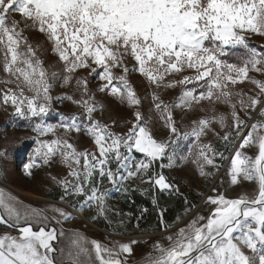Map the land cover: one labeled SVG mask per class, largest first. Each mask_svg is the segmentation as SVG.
<instances>
[{
  "label": "snow or ice",
  "instance_id": "6c2138e0",
  "mask_svg": "<svg viewBox=\"0 0 264 264\" xmlns=\"http://www.w3.org/2000/svg\"><path fill=\"white\" fill-rule=\"evenodd\" d=\"M10 14H19L25 20V27L38 25V30L52 41L53 51L64 62L66 72L74 73L92 65L96 66L91 69L93 73L96 68L102 69L99 78L106 83L98 91L110 89L111 95L126 100L129 106L140 104L123 63L129 55L139 65V73L158 87L163 83L173 88L192 81L207 85V92L198 96L193 91H184L175 107H191L193 102L199 104L202 100L227 104L232 110L234 133L225 131L222 137L219 133L216 135L227 144L239 142L230 158L231 184H238V178L242 177L257 185L256 194L254 198L242 195L235 199H228L223 193L209 196L206 203L215 205L211 213L207 217L197 216L174 236H168L167 247L157 241L153 245L156 255L150 253L147 264H264V81L249 75L250 72L264 75V51L250 47L246 38L252 34L264 37V0H0V50L5 54L4 70L20 82L17 83L18 94L9 89L4 103L11 102L15 114L20 117L39 119L32 128L37 133L36 147L29 162L23 165V172L32 178L33 169L50 166L59 155L61 163L69 169L68 176L74 180H57L54 176L52 179L63 186L66 193L87 195L86 185H91L97 173L111 184L137 176L143 180L153 162L167 155L168 142L154 138L140 111L133 112L135 120L129 121L131 127L127 133L119 135L111 132L109 125L91 119L98 106L91 103L92 97L76 100L70 95L64 99L80 105L88 114L90 126L84 132L92 138L99 156L88 150L78 151L67 138L40 139L49 133L55 135L57 128L65 133H79L82 129L75 115L64 117L70 123L44 122L52 100L49 74L31 45H27L26 53H21L20 21L13 16L9 23ZM24 42L27 44L26 40ZM235 46L246 50V58L239 65L221 59L226 49ZM115 68H122L124 75L115 76ZM186 69L194 75H183L181 79L164 83L166 76L183 73ZM51 75L55 77L56 73ZM70 80L71 76H67L64 83ZM245 80L259 91L248 95L230 87ZM76 84L82 86L87 95L88 81L81 78ZM25 88L34 95H26ZM234 96L239 98L236 102H233ZM153 100L159 101L154 105L156 110L166 114L161 115V119L169 132L179 136L169 106L159 96L153 95ZM237 103L239 111L249 120L256 112L260 119L249 127L237 111ZM225 120L220 115L194 121L197 127L190 134L199 141L206 135V129L214 131L210 128L213 121L221 129L226 128ZM188 135L185 133V138ZM197 147L199 153L193 163L197 164L201 176H210L212 173L205 171V165L218 167L215 157H225L211 144H198ZM252 147L257 149L254 157L242 151ZM133 150L143 154L145 159L129 164ZM167 159L168 164L161 167L172 166L173 157L167 156ZM113 160L117 164L116 171L109 167ZM121 168L127 175L120 174ZM152 181L153 177H149L148 182ZM154 184L161 190L172 187L162 174L154 178ZM106 195L98 187H91L88 201L97 205L99 214L105 210ZM14 201V197L0 190V209L20 233L18 237L0 235V264H127L119 255H131L130 244H119L117 252L98 241L89 242L76 236L67 250H57L51 243L57 239L56 230L46 228L49 217L33 208L21 210ZM52 210L63 220L71 218L63 209ZM2 222L5 221L0 215ZM34 222L38 230H34ZM161 225L168 227L162 218ZM60 235H64L62 230ZM89 243L91 249L87 247ZM245 248L251 255L245 253ZM57 251L59 258L55 255Z\"/></svg>",
  "mask_w": 264,
  "mask_h": 264
},
{
  "label": "rangeland",
  "instance_id": "374dc122",
  "mask_svg": "<svg viewBox=\"0 0 264 264\" xmlns=\"http://www.w3.org/2000/svg\"><path fill=\"white\" fill-rule=\"evenodd\" d=\"M13 16L20 21L18 31L22 29L21 53H26L27 45H31L32 49L35 50L36 57L43 62L42 66L49 74V81L52 85L49 95L52 100L51 109L44 116V122L52 125H58L62 122L70 123L71 121H65L64 117L75 115L77 123L82 129L79 133H65L62 128H57L55 135L49 133L47 136L39 137L40 139L67 138L78 151L88 150L99 156L92 138L84 132V129L90 126L88 114L80 105L64 99L65 96L70 95L76 100L92 97L91 103L98 106L96 111L92 113L91 119L109 125V130L119 135L127 133L128 128L131 127L129 121L135 120L133 112L140 111L154 138L158 141H166L169 145L167 155L161 160L153 162L152 167L143 176V180L140 176H137L111 184L106 177L101 178L97 173L91 181V185H86L87 195L66 193L64 187L52 179L54 176L57 180H74L73 177L68 176L69 169L61 163L59 155L53 159L50 166L42 165L40 168L33 169V177L29 178L23 172V165L29 162L33 155V149L36 147L35 138L37 133L32 131V128L39 122V119L20 117L15 114L11 102L4 103V95L9 89L18 94L17 83L20 82L4 70L5 54L3 50H0V190L4 191L6 195L14 197L16 207L21 210L25 207L33 208L41 210L43 215L49 217L48 221L45 222L46 228L47 230L52 228L56 230L57 239L51 243L57 250L61 248L67 250L73 238L82 236L86 241H98L101 245L110 249L114 248L117 252H119V244H130L132 254L121 253L119 259H126L127 264H147L149 254L156 255L153 251V245L157 241L167 247L169 245L168 236H174L180 228L186 227L197 216L207 217L211 213L215 205L206 203L209 196L215 197L218 193H223L228 199L239 198L242 195L254 198L257 190V185L254 182L239 177L238 184H231V176L228 174L231 159L226 165L225 161L234 144H227L216 135V133H219V136L222 137L225 131L234 133L231 108L227 104L219 102L214 104L209 100H202L199 104L193 102L191 107H175L176 104L180 103L184 91H193L197 96L201 92L206 93L207 85L204 82L192 81L184 85H176L173 88L165 87L162 83L158 87L151 84L145 76L139 73V65L129 55L124 58L123 63L128 68L127 79L140 100L138 106H129L126 100L122 101L111 95L110 89L105 92L98 91L99 87L106 83V81H101L99 78L102 69L96 68V72L93 73L91 69L96 66L92 65L90 68H79L74 73L66 72L64 62L60 61L59 56L53 51L52 41L48 39L45 33L38 30V25L25 27V20L19 14H10L9 23ZM27 23L30 24L31 22ZM246 38L250 47L256 48L257 51H264V37L252 34ZM25 40L27 44H25ZM245 58L246 50L242 46L226 49V55L221 57L226 62L237 65L242 64ZM52 73H56L55 77H52ZM113 74L120 76L124 75V72L122 68H115ZM183 75L192 76L194 72L186 69L183 73L166 76L164 83L181 79ZM249 75L264 81V75L255 72H250ZM67 76H71V80L68 84H65L64 79ZM81 78L88 81L87 95L83 93L82 86L78 87L76 84V80ZM114 83L119 84L118 81H114ZM230 87L235 92H243L248 95H254L259 91L254 84L247 80ZM25 94L28 96L34 95V93L28 92L26 88ZM153 95L159 96L160 100L169 106L179 136L172 135L165 126V121L161 119V115L166 114L156 110L154 105L159 101H154ZM238 99L234 96L233 102ZM239 109L240 106L237 103V111L248 124L250 120ZM220 115L226 118V128L221 129L220 125L213 121L210 128L214 131L206 129V135H202L199 141L190 134L192 129L197 127L193 123L194 121L198 122L200 119H211L213 116ZM257 119H260L259 115L255 118V120ZM185 133H189L187 138L184 136ZM172 141H175V143H172ZM198 144H211L217 152L223 153L225 157L224 159H221L220 156L215 157V164L218 167L205 165V171L212 173L210 176H201L197 164L193 163L199 153ZM242 151L245 155L254 157L257 149L252 147L245 148ZM209 155L212 154L209 153ZM131 156L132 159L129 164H135L145 159L143 154L135 150H133ZM167 156L173 157L172 166L161 167V165L168 164ZM109 167L116 171L117 164L115 160ZM133 170L135 169L133 168ZM120 174L127 175V172L121 168ZM161 174L165 176L166 182L172 186L171 189L161 190L158 185L154 184V178ZM149 177H153L151 183L148 182ZM5 183L43 199L23 196L8 188ZM92 186L98 187L100 192H106L107 194L103 214H99V209L94 202L88 201ZM213 189L216 191L214 192ZM206 191L207 194L203 201L193 211ZM159 199H163L167 204L170 203V200H174L173 202L176 203L172 206L168 215V217H174L172 222H168L164 216L165 206L159 203ZM154 200L155 203H153ZM195 200L196 203H194ZM191 205L192 207H190ZM53 208L63 209L65 213L71 214V218L63 220L58 213L52 210ZM73 210L81 211L84 218L95 224L99 229L90 226L83 218L74 215ZM0 215L3 216L5 221L0 223V235L8 234L18 237L20 233L15 227L11 226L14 222L8 220L3 209H0ZM161 218L164 224L168 226L167 228L178 225L158 236L128 238L129 236L166 230L167 228L161 225ZM58 220L59 223H57ZM33 228L38 230L35 222ZM61 230L64 233L63 236L60 235ZM133 240L139 242L131 244L130 242ZM87 247L91 249V244H87ZM243 250L246 254L251 255L250 250L246 248ZM55 255L59 258V251Z\"/></svg>",
  "mask_w": 264,
  "mask_h": 264
},
{
  "label": "bare ground",
  "instance_id": "6f19581e",
  "mask_svg": "<svg viewBox=\"0 0 264 264\" xmlns=\"http://www.w3.org/2000/svg\"><path fill=\"white\" fill-rule=\"evenodd\" d=\"M258 116V112H256V113H253L252 114V119L249 121V127H250V125H251V123L255 120V118ZM217 177V176H216ZM216 177H215V179H216ZM6 184V183H5ZM212 185V184H211ZM6 186L8 187V188H10L11 190H13L14 192H17V193H19V194H21V195H24V196H28V197H33V198H39V199H43V198H40V197H37V196H35V195H33V194H30V193H28V192H26V191H23V190H20V189H18L16 186H13V185H11V184H6ZM206 194H207V192H206ZM206 194H205V196H206ZM204 196V197H205ZM61 203V202H60ZM63 203V202H62ZM61 203V204H62ZM64 205H66L65 203H64ZM67 206V205H66ZM73 213H74V215H76L77 217H81V218H83L90 226H92V227H94V228H96V229H99V227H97L95 224H93L92 222H90V221H88L87 219H85L84 218V216H83V214H82V212L81 211H78V210H73ZM163 233H166V232H162V231H158V232H155V233H150V234H140V235H135V236H129L128 238H149V237H154V236H158V235H161V234H163Z\"/></svg>",
  "mask_w": 264,
  "mask_h": 264
},
{
  "label": "water",
  "instance_id": "95a60500",
  "mask_svg": "<svg viewBox=\"0 0 264 264\" xmlns=\"http://www.w3.org/2000/svg\"><path fill=\"white\" fill-rule=\"evenodd\" d=\"M248 125H249V124H248ZM238 144H239V142H237V143L234 144V146H233L231 152L229 153L228 157L226 158L225 165L227 164V162L230 160L231 156H232L233 153L235 152V149L238 147ZM5 185H6V184H5ZM208 190H209V188L207 189V191H208ZM207 191H206V192H207ZM206 192H205V194H206ZM205 194H204V195L202 196V198L198 201V203H197L196 206L194 207L193 211H195V209H197L198 206L201 204V202H202L203 199H204ZM31 198H33V197H31ZM34 199H39V198H34ZM193 211H192V212H193ZM177 225H178V224H177ZM177 225H173V226L167 228L166 230H162V232H167V231L171 230L172 228H174V227L177 226Z\"/></svg>",
  "mask_w": 264,
  "mask_h": 264
},
{
  "label": "trees",
  "instance_id": "16d2710c",
  "mask_svg": "<svg viewBox=\"0 0 264 264\" xmlns=\"http://www.w3.org/2000/svg\"><path fill=\"white\" fill-rule=\"evenodd\" d=\"M174 200H170L169 202L170 203H165V201L163 200V199H159V203L161 204V205H164L165 206V208H164V216L167 218V221L168 222H172L173 221V219H174V217H168V215H169V213H170V211H171V209H172V206H174L176 203H174L173 202ZM197 201L195 200V202L194 203H196ZM190 207H192V205L190 206ZM159 229V228H158Z\"/></svg>",
  "mask_w": 264,
  "mask_h": 264
},
{
  "label": "crops",
  "instance_id": "0c3cea01",
  "mask_svg": "<svg viewBox=\"0 0 264 264\" xmlns=\"http://www.w3.org/2000/svg\"><path fill=\"white\" fill-rule=\"evenodd\" d=\"M24 196V195H23ZM28 197V196H27ZM34 199V198H33ZM40 200H42V199H40Z\"/></svg>",
  "mask_w": 264,
  "mask_h": 264
}]
</instances>
